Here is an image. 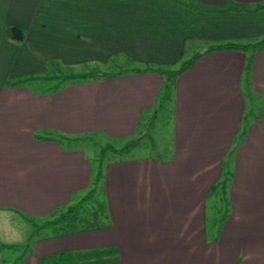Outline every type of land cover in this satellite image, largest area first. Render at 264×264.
Here are the masks:
<instances>
[{"label":"crops","instance_id":"1","mask_svg":"<svg viewBox=\"0 0 264 264\" xmlns=\"http://www.w3.org/2000/svg\"><path fill=\"white\" fill-rule=\"evenodd\" d=\"M13 25L21 42L7 36ZM262 40L264 0H0V212L26 218L79 202L94 184L86 151L45 133L133 138L162 96L166 76L154 67L202 46L171 87L174 157L105 162L107 222L34 239L19 264L70 252H90V264H264ZM225 44L240 47L217 48ZM114 57L152 67L45 92L21 83L49 65ZM217 188L229 217L208 238Z\"/></svg>","mask_w":264,"mask_h":264},{"label":"rangeland","instance_id":"2","mask_svg":"<svg viewBox=\"0 0 264 264\" xmlns=\"http://www.w3.org/2000/svg\"><path fill=\"white\" fill-rule=\"evenodd\" d=\"M201 48L202 46L199 44L189 43L187 45V53L183 60L173 65H158L154 68H161V70H164L165 72L176 70L182 66L184 61L189 60L196 55V52ZM139 64L133 65V63H130V61L123 57H114L107 65H100L95 62L75 67H60L59 65V67H57L49 65L47 73L31 75L26 79H23L21 83L30 90L45 92L57 89L66 83L74 82L76 79H70L71 74L95 70L93 68H99L101 71L111 74L152 67L151 65L141 66ZM173 99L175 98H173L172 92H170L166 99H159L157 107L153 110L151 117L149 118V122L141 121L139 132L133 138L114 141L107 139L103 135L65 138L63 136H55L45 133L43 135L45 138H51L53 136L57 138V140L63 145L64 149L78 148L86 151L88 158L92 161L93 181L99 180L98 192L89 200L82 202L77 211L71 215L68 220L61 223H57L55 220L59 218V213L61 211H66L69 206L43 218H26L18 214L0 212V242H11L16 244L10 250H0L1 254L7 258L8 264L12 261H16V263L19 264V257H24L28 254L29 246L32 245L34 239L62 233L65 229L77 230L88 226H101L107 222L105 214L107 211L102 212L106 205L105 188L103 186V178L99 174L101 169L104 168L105 162L111 160L120 161L130 157H152L161 162L172 159L174 157L176 133L175 104ZM136 136L142 137L139 143L135 145L133 144L129 151L124 149L128 145H131V140ZM93 186L94 184L92 183V187ZM223 194V189L221 190L217 188L208 199V238L213 236L215 238L218 237L220 229L225 220L229 217V205L225 200L226 197H228V194H226V197L225 195L223 196ZM86 195L87 194H84L83 197ZM77 203L79 202L71 203V205ZM99 214L101 216L98 217ZM47 223H50V225H47ZM40 226L42 227L38 228ZM239 253L242 254V252ZM243 254L245 255L244 252ZM85 262L82 261V256H76L69 259L63 258V261L58 262V264H85ZM46 264L51 263L47 262Z\"/></svg>","mask_w":264,"mask_h":264},{"label":"trees","instance_id":"3","mask_svg":"<svg viewBox=\"0 0 264 264\" xmlns=\"http://www.w3.org/2000/svg\"><path fill=\"white\" fill-rule=\"evenodd\" d=\"M7 36L8 38L15 40V41H19L21 42L24 37H25V32L24 29L20 26L17 25H13V26H9L7 28ZM264 44V40H262L261 42H259L258 44L254 45V46H260ZM240 46H237L235 44H225V45H219L217 48L218 49H223V48H238ZM243 47V46H242ZM196 59H189L184 61V63L182 64V66L176 70H170L169 72H165L164 70L161 69H156V72L165 75V84L163 87V91H162V96L160 97L161 100H164L167 98V96L170 94L171 92V87L172 85L175 83V80L177 78L178 75H180L182 72H184ZM95 70H91L89 72H82V73H74L71 74L70 79H76L74 82H82V81H88V80H97V79H101V78H110L111 76H115V73H108L105 71H101V69L99 68H93ZM8 86H14L13 84H9ZM142 139V137H137L135 140H131V145H128L127 147H125L124 149L126 150H131V146L134 144L139 143V141ZM100 176H103V169H101V172L99 173ZM101 178V177H100ZM98 181L96 180L94 181V186L91 188V190L88 191L87 195L85 197H83L79 203L75 204V205H70L68 207V209L66 211H61L59 213V218L55 220V222L57 223H61L64 222L66 220L69 219V217L71 215H73L77 209L80 207L81 203L84 201L89 200L93 195H95L98 192ZM47 225H50V223H47ZM42 226L38 227L41 228ZM96 227H100V225L98 226H88V227H84L81 230H88L90 228H96ZM74 230H63L62 233H68ZM62 233H57V234H62ZM54 234V235H57ZM101 252V251H100ZM76 256H82V261L85 262V264H90V252L88 253H74V252H70V253H61L59 255H53L51 257H46V258H42L40 260V264L43 263H51V264H58V262L63 261V258L69 259L71 257H76ZM60 260V261H59ZM96 261H103L101 258L96 259Z\"/></svg>","mask_w":264,"mask_h":264}]
</instances>
